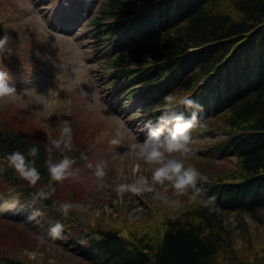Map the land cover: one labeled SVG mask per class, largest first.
Returning a JSON list of instances; mask_svg holds the SVG:
<instances>
[{"label": "trees", "instance_id": "1", "mask_svg": "<svg viewBox=\"0 0 264 264\" xmlns=\"http://www.w3.org/2000/svg\"><path fill=\"white\" fill-rule=\"evenodd\" d=\"M97 11L91 20L97 24L94 35L109 37L121 27L132 32L121 53L105 55L103 65L118 68L113 77L125 80L132 94L142 91L146 100L151 99L147 90L193 92L205 114L204 127L192 131L193 140L203 142L199 154L207 161L215 156L232 158L234 163L227 170L197 164L209 177L200 183L218 194L217 211L209 213L191 201L167 216L156 206L161 224L153 235L136 234L134 225L125 235L115 227H98L93 230L98 239L81 247L89 256L79 258L81 263L264 264V235L249 244L242 240L240 226V215L255 216L264 209V201H255L264 191V0H103ZM134 33L139 34L135 41ZM178 110L191 115L183 105ZM72 122L73 131L85 123L81 118ZM214 134H222L221 139L213 140ZM32 144L40 148L36 160L41 179L36 185L6 159L8 152H26ZM47 144L44 136L0 127V159L6 161L0 174L16 191L36 194L50 180ZM74 150L72 144L68 154L83 160L82 155L74 156ZM53 183L56 191L41 200L48 208L76 192L66 178ZM58 217L59 213L54 215ZM64 235L66 240L79 239ZM233 237L241 239L240 246L233 244ZM0 264L30 263L4 259Z\"/></svg>", "mask_w": 264, "mask_h": 264}, {"label": "rangeland", "instance_id": "2", "mask_svg": "<svg viewBox=\"0 0 264 264\" xmlns=\"http://www.w3.org/2000/svg\"><path fill=\"white\" fill-rule=\"evenodd\" d=\"M102 1L83 0L77 24L63 23L64 28H71V35H65L53 25L60 27L55 23L57 14L60 16V11L64 10L74 11L75 5L69 3L76 0H52L50 3L49 0H0V36L8 34L14 48L4 64L9 72V83L17 91V95L0 97V127H13L28 136L48 138L49 131L53 136L58 135L65 121L73 126L72 120H84L86 126L73 131L72 144L77 146L82 140V145L88 149L87 155L73 166L79 170L78 175L67 177L76 192L64 201H78L86 207L82 211L73 209L68 216L60 218L65 229L70 235L79 234L83 239L85 233L97 227H115L125 235L134 225L138 235H147L149 231L152 235L158 234L161 220L157 217L156 206L160 211L164 209L167 216L174 214L177 207L162 204L156 198V191L165 189L159 182L151 181L154 165L137 157L132 150L133 145L145 138L146 131L140 128L144 120L131 116L134 99L126 98L122 90L105 87L108 78H112L100 64L99 51L104 48L93 50L85 35L90 28H82ZM115 52L111 50V54ZM140 108L144 109V105ZM117 130L121 143L114 145L110 141ZM202 143L192 140L191 153L170 155L196 167L201 163L216 165L222 170L233 166L232 160H204L199 154ZM99 161L105 162L104 177L95 174ZM4 163L0 159V169ZM139 176L149 177V182L155 184L154 190L117 189L118 184L132 183ZM169 188L166 191L175 195ZM0 191L4 193L0 197V208L3 203L10 204L12 213L0 217V262L8 257L30 264H84L75 256L72 244L57 241L47 233L50 222L41 227L37 225L45 216L42 209H39L40 215L33 216L37 209L34 205L42 207L37 200L13 190L10 180L1 174ZM179 198L183 204L191 203L187 193ZM240 216L242 240L258 243L264 235V209L255 216ZM231 239L236 247L242 243L240 238ZM5 255L8 256L3 258Z\"/></svg>", "mask_w": 264, "mask_h": 264}, {"label": "clouds", "instance_id": "3", "mask_svg": "<svg viewBox=\"0 0 264 264\" xmlns=\"http://www.w3.org/2000/svg\"><path fill=\"white\" fill-rule=\"evenodd\" d=\"M14 51L8 34L0 36V97L17 95L14 85L10 84V76L4 59ZM183 105L191 111L186 116L179 111ZM202 105L190 95L169 93L163 98V109L155 119L148 118L144 121L143 127L146 135L143 141L132 146L135 155L140 159L154 165L151 181L159 182L164 191H156L155 196L164 204L172 207H180L183 201L179 198L181 194L190 193L189 199L198 206L206 208L209 213L218 210L217 193H210L203 181L209 177L194 164H185V161L172 153L185 155L193 151L192 140L193 129L203 128L204 123L201 112ZM119 130L117 135L110 141L112 144H120ZM73 129L70 123L65 121L59 134L53 136L48 132L47 144V169L50 180L42 184L36 191V197L40 200L47 199L56 191L53 181H61L69 176H77L79 170L74 168L75 158L68 154L72 148ZM40 152L38 144H32L27 151L19 149L6 154L9 166L13 167L30 184L36 185L41 179V172L37 166ZM56 153L61 154L59 158ZM96 175H106L105 162L99 161L96 166ZM165 181L169 183H165ZM154 183L149 182V177L139 176L132 183H121L117 185L119 191L132 190L153 191ZM171 187L174 194H169L166 189ZM86 206L78 201H60L58 210L62 215L68 216L71 210H83ZM40 215V210L35 209L33 216ZM66 225L56 221L49 226V235L53 238L62 236Z\"/></svg>", "mask_w": 264, "mask_h": 264}, {"label": "bare ground", "instance_id": "4", "mask_svg": "<svg viewBox=\"0 0 264 264\" xmlns=\"http://www.w3.org/2000/svg\"><path fill=\"white\" fill-rule=\"evenodd\" d=\"M260 193H261V197H258L255 201L256 202H262V201H264V191H260ZM11 208V206H10V204H5V203H3V208H2V210H4L5 211V209L7 210H9Z\"/></svg>", "mask_w": 264, "mask_h": 264}]
</instances>
